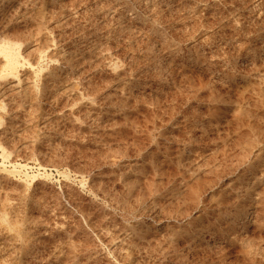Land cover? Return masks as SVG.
<instances>
[{"label":"rangeland","instance_id":"1","mask_svg":"<svg viewBox=\"0 0 264 264\" xmlns=\"http://www.w3.org/2000/svg\"><path fill=\"white\" fill-rule=\"evenodd\" d=\"M5 44L0 264H264V0H0Z\"/></svg>","mask_w":264,"mask_h":264},{"label":"bare ground","instance_id":"2","mask_svg":"<svg viewBox=\"0 0 264 264\" xmlns=\"http://www.w3.org/2000/svg\"><path fill=\"white\" fill-rule=\"evenodd\" d=\"M0 54H3L6 59H7V65L10 68H16L18 61H17V57L16 55H14V53L12 52L10 46H8L7 44L5 45H0ZM7 66V67H8ZM6 67V66H5ZM8 70V69H7ZM10 70V69H9ZM13 71V70H11Z\"/></svg>","mask_w":264,"mask_h":264}]
</instances>
